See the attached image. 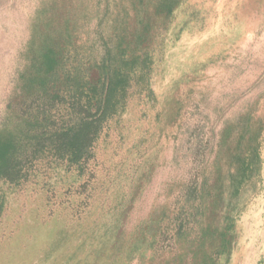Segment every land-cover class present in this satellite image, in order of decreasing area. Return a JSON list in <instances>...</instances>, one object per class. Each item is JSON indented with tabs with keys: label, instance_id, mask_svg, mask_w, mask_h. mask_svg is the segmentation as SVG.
I'll use <instances>...</instances> for the list:
<instances>
[{
	"label": "rangeland",
	"instance_id": "1",
	"mask_svg": "<svg viewBox=\"0 0 264 264\" xmlns=\"http://www.w3.org/2000/svg\"><path fill=\"white\" fill-rule=\"evenodd\" d=\"M75 1L0 0V125L19 108L38 12ZM107 4L134 29L130 0ZM153 15L149 73L91 156L0 181V264H264V0ZM79 23L78 44L100 28Z\"/></svg>",
	"mask_w": 264,
	"mask_h": 264
},
{
	"label": "trees",
	"instance_id": "2",
	"mask_svg": "<svg viewBox=\"0 0 264 264\" xmlns=\"http://www.w3.org/2000/svg\"><path fill=\"white\" fill-rule=\"evenodd\" d=\"M108 1L76 0L48 17L50 6L38 12L19 108L0 125V181L19 183L36 161L49 157L87 160L105 123L125 104L133 81L147 77L150 64L142 46L150 19L153 12L171 14L180 0H130L133 30L128 29L130 10L114 14L109 4L102 5ZM81 18L98 19L100 28L78 44ZM126 42L140 53L129 59Z\"/></svg>",
	"mask_w": 264,
	"mask_h": 264
}]
</instances>
